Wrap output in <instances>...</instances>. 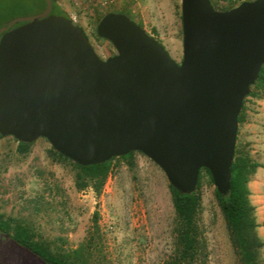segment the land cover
Returning a JSON list of instances; mask_svg holds the SVG:
<instances>
[{
  "label": "water",
  "instance_id": "water-1",
  "mask_svg": "<svg viewBox=\"0 0 264 264\" xmlns=\"http://www.w3.org/2000/svg\"><path fill=\"white\" fill-rule=\"evenodd\" d=\"M45 2L41 14L0 29V135L46 139L84 167L139 152L181 194L196 191L205 168L229 195L238 118L264 65V0L227 11L182 0L181 63L114 12L97 27L117 51L104 60Z\"/></svg>",
  "mask_w": 264,
  "mask_h": 264
},
{
  "label": "rangeland",
  "instance_id": "rangeland-1",
  "mask_svg": "<svg viewBox=\"0 0 264 264\" xmlns=\"http://www.w3.org/2000/svg\"><path fill=\"white\" fill-rule=\"evenodd\" d=\"M82 28L100 58L117 54L113 44L97 34L106 13H127L158 40L171 57L183 60L182 0H56ZM248 0H220L219 9ZM253 1V0H252ZM255 1V0H254ZM38 3H30L31 9ZM246 121L239 125L237 145L264 166V99L248 98ZM13 137L0 138V213L25 221L38 238L54 249L84 245L88 264H164L174 249L175 214L170 183L163 170L136 152L133 167L115 162L99 197L92 189L78 191L71 167L48 156L46 139L33 143L27 156ZM257 232L264 239V168L249 183ZM215 185L202 180V224L208 243V264H240L230 243L215 195ZM98 211V226L94 213ZM24 252L0 234V264L23 263ZM264 257V250H263Z\"/></svg>",
  "mask_w": 264,
  "mask_h": 264
},
{
  "label": "trees",
  "instance_id": "trees-1",
  "mask_svg": "<svg viewBox=\"0 0 264 264\" xmlns=\"http://www.w3.org/2000/svg\"><path fill=\"white\" fill-rule=\"evenodd\" d=\"M210 1L213 7L219 11L231 10L244 3L242 2L238 5H231L228 8L219 9L217 4L220 3V0ZM248 1L250 2L252 0ZM35 2L38 3L37 7L31 9L29 4ZM45 8V0H0V29L6 27L14 19L41 14ZM53 14L71 18L56 0H53ZM107 14H103L100 21ZM122 14L129 16L125 12ZM21 25L20 23L16 27ZM248 98L264 99V65L258 80L251 87L250 94L244 101L242 111L238 118L239 125L246 121L245 104ZM0 138L3 137L0 135ZM14 140L18 143V153L27 156L30 153L33 143L26 144L20 143L16 139ZM135 153L132 152L123 157L113 158L100 165L84 167L64 157L53 148L48 150V156L52 161L71 167L74 172L75 187L78 191L92 189L97 197L101 195L114 169L115 162L125 161L133 167ZM259 168H264V166L255 161L245 148L237 145L232 165L231 191L229 195L223 196L215 188V195L226 223L229 240L240 264H264V239L257 232L259 225L255 215L256 208L251 202V190L249 187L252 177ZM204 175L208 176L212 184H214L211 173L203 168L200 171L197 189L193 194H181L170 185L172 205L175 214L173 229L174 249L164 264L209 263L208 243L202 224L203 207L201 189ZM99 218V213L96 211L93 218L96 226H98ZM0 234L9 238L14 247L24 252V257L22 258L23 263L88 264V260L84 256L86 252L84 245L71 251L54 249L49 242L38 238L33 227L25 221L12 217L6 218L1 213Z\"/></svg>",
  "mask_w": 264,
  "mask_h": 264
}]
</instances>
